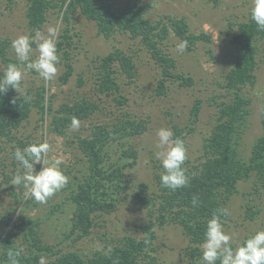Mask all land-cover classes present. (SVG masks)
<instances>
[{
    "label": "rangeland",
    "instance_id": "rangeland-1",
    "mask_svg": "<svg viewBox=\"0 0 264 264\" xmlns=\"http://www.w3.org/2000/svg\"><path fill=\"white\" fill-rule=\"evenodd\" d=\"M102 1L111 3L114 8L138 3L145 8L148 19L155 22L159 20L168 22L169 16L184 17L192 33L204 32L213 38V42L198 40L190 47L188 46L183 54H180L175 46L182 40L172 31L164 47L176 59V71L185 76H191L193 82L185 85L171 78L166 81V92L160 93L158 83L163 74L162 68L158 66L139 38H132L129 33L117 32L107 39L98 33L93 20L80 13L74 16L72 26L75 42L72 47L74 73L65 83L61 79L65 70L61 60L56 78L53 81H44L48 88L47 103H52L54 109H57L64 102H72L82 97L95 98L101 102V109L96 111L90 119L84 120L80 128L75 130L82 134V137L90 136L92 127L96 123L112 125L118 122L126 111H130L135 118L145 119L147 130L141 134L116 139L108 145L106 164L111 166V164L120 163L123 166V179H125L126 186L121 188L112 184L107 198L113 201L114 207L110 212L102 213L97 218L98 223L90 236L74 241L75 235L68 238L74 204L65 187L70 186V182L76 180L77 175L81 181H84L85 176H82V170L88 167L89 161L80 147V140L73 133L74 130L70 129L64 135H56L49 128L53 114H48L47 121L41 126L39 113L34 110L21 125L18 135H33L37 142H43L46 139L51 145L49 158L53 156L63 158L64 163L61 168L69 177V182L61 191L49 198L46 204H39L32 198H26L24 187L22 190L17 187L19 194L24 197L21 205L15 209L16 203L11 192V180L17 172L22 174L24 170L19 162L8 154L11 146L7 144V148L0 154V213H5L8 208L12 207L15 212L12 215L10 211L12 218L7 223L0 224V227L2 232L3 230L6 232L23 217H31L39 223L37 230L45 243L52 245L56 250L66 252L78 249L90 255L97 249L105 248L107 242L100 237L105 231L110 232L107 236L116 238L132 236L143 239L147 236L143 226L150 221V213L141 206L140 196H151L158 190L155 172H162L163 169L154 154L160 151L157 148V132L160 128L172 129L174 123L184 126L188 133L186 138L188 166L193 168L202 160L204 143L214 123L215 105L211 98L219 94L221 99L225 96V76L233 66V59L238 48L236 43L232 42V37L238 31L237 22L247 18L252 6V0ZM29 2L30 0H0V41L9 40L11 53L17 59L11 47L12 40L19 35H34L27 24L26 11ZM61 15L58 9H53L41 30V33L46 36L48 27L58 26L57 43L61 39ZM117 48L132 55L138 70V77L131 83H128L125 75L118 73L123 95L128 97V104L125 106L115 102L112 96L107 97L97 92L95 82L97 70L92 71L95 58L107 55ZM33 49L32 59H35L38 56L35 44ZM210 49H213V53L209 52ZM256 75V82L245 85L241 91L251 99V112L241 138V150L245 156L249 154L253 143L263 133V49L259 56ZM34 79L40 82L42 78L34 71L26 70L24 80L34 82ZM199 98L203 101L202 109L198 116H193V104ZM128 148L138 151L134 162V156L124 157L121 160L122 151ZM35 167L38 172L43 165L37 164ZM3 168L9 171L8 176L2 174ZM255 181L254 178L241 180L238 192L233 194L226 203L230 218L222 222L225 230L232 236L230 243L237 246L249 235L264 230V185ZM141 183L146 184L143 189L140 187ZM73 186H77V183ZM31 200H34L32 207H26ZM152 229H155L157 234L154 240L157 247L154 252L157 261L150 264H184L187 259L185 252L188 249L189 240L184 235L182 226L174 222L164 225L156 223ZM57 254L54 251H48V264Z\"/></svg>",
    "mask_w": 264,
    "mask_h": 264
},
{
    "label": "trees",
    "instance_id": "trees-1",
    "mask_svg": "<svg viewBox=\"0 0 264 264\" xmlns=\"http://www.w3.org/2000/svg\"><path fill=\"white\" fill-rule=\"evenodd\" d=\"M53 9H58L60 15L62 13L61 39L57 43V51L65 66L61 76L65 83L74 73L72 47L75 42L72 26L77 13L93 20L98 33L107 39L117 32L129 33L132 38H139L162 68L163 74L158 83L160 93L166 92V81L171 78L185 85L193 82L191 76L176 71L177 61L164 47L172 31L181 40H187L189 47L198 40L213 42V38L204 32L192 33L184 17L169 16L168 22L162 20L155 22L148 19L145 8L138 3L114 8L111 3L102 0H30L26 16L31 33L43 30ZM250 13L251 8L247 18L237 22L238 31L232 37V42L236 43L238 48L233 66L225 76V96L221 99L219 94L211 98L215 105L214 123L204 143L202 160L193 168L188 166L189 159L184 164L189 184L176 191L163 188L160 185L161 172L156 171L155 182L158 190L151 196H140L141 206L150 213V221L143 226L147 236L143 239L132 236L116 238L107 236L110 232L105 231L100 236L107 242L105 248L97 249L92 255L84 254L78 249L64 252L43 241L37 230L38 222L31 217H23L9 230L5 228L6 232L5 230L2 232L0 227V264H9L7 253L17 248L22 252L18 258L19 264H38L39 257L47 256L48 251L58 253L50 264H150L157 261L154 254L157 248L154 243L157 234L152 228L156 223L164 225L168 222L181 225L184 235L189 240L184 264H204L201 245L205 239L207 221L217 213V209L226 208L229 198L238 192L241 180L254 178L256 183L264 185V126L263 133L253 143L249 154L245 156L241 150V138L251 112V99L241 91L245 85L256 82L259 56L261 49L264 50V31L257 28ZM209 52L213 53V49ZM9 63L18 64L19 60L12 55L9 40H1L0 75ZM93 70H97L95 75L97 92L107 97L112 96L119 105L128 104V97L123 95L118 73L125 75L128 83L136 80L138 70L132 55L117 48L107 55L95 58ZM47 94L48 88L43 79L40 82L36 79L34 82L24 80L20 93L11 88L5 93H0V154L7 148V144L11 146L8 154L13 156L17 148L23 150L37 143L33 135H18L21 125L34 110L39 113L41 126L47 121L48 114H53L49 124L50 131L56 135H64L70 130L73 117H77L82 123L101 109V102L91 97L64 102L59 108L54 109L52 103H47ZM25 96L29 99L26 100ZM14 98L15 103L12 102ZM202 102L199 98L193 104V116L199 115ZM146 130L147 121L135 118L130 111H126L119 121L112 125L94 124L88 137H82V134L74 130L73 133L80 140V147L89 165L82 170L84 181L77 175V179L65 187L74 204L68 238L75 235L73 240L78 241L90 236L98 223L97 218L102 213L110 212L114 207L113 201L107 198L109 188L112 184L121 188L126 186L123 166L120 163L111 166L106 164L108 145L116 139L141 134ZM172 131L173 142L179 137L186 144L188 133L184 126L174 123ZM132 156L135 157L134 162L138 151L125 149L122 151L121 160ZM3 170L2 174L8 176L9 171L5 168ZM74 183H77V186H73ZM11 186L17 209L24 197L19 194L17 187L22 190L23 185ZM145 186V183L140 184L141 189ZM154 195L156 197L153 198ZM193 197H198L197 207L192 206ZM33 203L34 200H31L26 207H32ZM15 209L8 208L5 213H0V224L7 223L12 218L9 212L11 211L13 215ZM228 218L230 215L222 216L221 220ZM250 236L252 235L247 238ZM238 246L231 243L233 249ZM216 264L220 262L217 261Z\"/></svg>",
    "mask_w": 264,
    "mask_h": 264
},
{
    "label": "clouds",
    "instance_id": "clouds-1",
    "mask_svg": "<svg viewBox=\"0 0 264 264\" xmlns=\"http://www.w3.org/2000/svg\"><path fill=\"white\" fill-rule=\"evenodd\" d=\"M251 19L260 31H264V0H252ZM58 26L47 29L45 36L36 30L34 35H19L11 42L19 63H9L0 75V93H5L9 88L20 93L25 78L26 70L34 71L45 82L53 81L61 63L57 51ZM36 45L38 56L32 59ZM176 51L183 54L188 48V41L182 40L176 44ZM25 99L29 97L25 96ZM15 103V98L12 101ZM81 121L77 117L71 119L70 129L78 130ZM157 148L155 159L160 161L163 171L160 173V185L171 191L186 187L190 180L187 169L184 167L188 159V149L185 141L177 137L174 142V132L171 128H160L157 132ZM51 145L45 139L43 142L33 143L23 150L17 148L13 157L23 168V173L17 172L11 180L14 186L23 185L26 198H32L39 204H46L52 196L61 191L69 182V177L64 173L61 165L62 157L49 158ZM43 165L36 171V165ZM198 197H193L192 206L197 207ZM218 213V214H217ZM217 213L207 221L205 239L201 245L202 260L204 264H264V230L257 231L245 242L233 249L232 236L225 230L221 217H227L230 212L227 208L217 209ZM111 251V249H109ZM9 264H19L18 258L22 255L19 248L9 250ZM38 264H48L46 255L39 257Z\"/></svg>",
    "mask_w": 264,
    "mask_h": 264
}]
</instances>
